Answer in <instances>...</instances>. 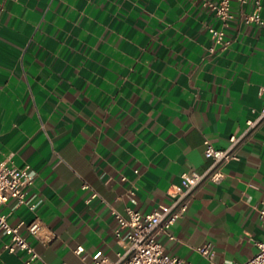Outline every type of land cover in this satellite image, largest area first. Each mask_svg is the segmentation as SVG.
Segmentation results:
<instances>
[{"label": "crops", "instance_id": "1", "mask_svg": "<svg viewBox=\"0 0 264 264\" xmlns=\"http://www.w3.org/2000/svg\"><path fill=\"white\" fill-rule=\"evenodd\" d=\"M204 1L0 0V162L32 168L36 205L12 199L1 210L12 225L39 218L54 234L44 244L20 229L41 261L93 264L97 251L117 260L114 211L170 203L184 173L210 166L205 140L226 148L262 111L264 4L256 24L243 20L251 2L231 1L222 49L208 31L222 23ZM224 174L193 192L176 240L161 238L170 255L208 264L196 249L211 243L215 262H244L264 242V123ZM8 241L0 264H26Z\"/></svg>", "mask_w": 264, "mask_h": 264}, {"label": "built area", "instance_id": "2", "mask_svg": "<svg viewBox=\"0 0 264 264\" xmlns=\"http://www.w3.org/2000/svg\"><path fill=\"white\" fill-rule=\"evenodd\" d=\"M18 1V0H13ZM232 0H205L204 5L210 8L222 23V27L217 29L209 27L208 31L215 42V45L222 49H227L231 45V40L226 37L225 28L229 26L234 18L231 11ZM241 6L251 2L253 10L244 16L246 23L263 24L261 11L264 0H236ZM210 52L214 53L215 48L211 47ZM264 123V105L262 111L255 119L247 121L246 129L239 135H231L229 144L224 149H217L206 139L204 155L211 160L208 169L203 173H184L181 185L173 187L170 192L171 201L168 204L159 205L152 212L144 214L134 209H128L127 215H122L114 211L116 218V237L124 242V249L118 253L115 261L109 260L102 251H97L93 256V264H193L185 259L170 255L161 238L166 236L169 240H176L172 232L174 225L184 217L190 207L193 192L205 183H220L225 174V166L232 160L238 158V151L244 141L254 134ZM35 172L29 165L17 167L0 162V237L8 236L9 241L4 248L9 253L18 250L28 254L26 264L41 261L40 254L28 242L27 237L20 233L21 227L25 226L28 234L38 238L42 243H50L54 234L47 232L45 225L39 218L26 224L20 222L12 225L1 207L12 199H16L21 204H27L31 210H35L36 205L27 200V190L34 184ZM132 196V193H131ZM259 216L264 220V206L257 207ZM257 251L250 259L244 262L224 261L217 263L214 261V246L206 243L197 247L196 251L208 262V264H264V242L256 243ZM77 253L83 251L79 247ZM40 264H49L41 261ZM65 264V263H63Z\"/></svg>", "mask_w": 264, "mask_h": 264}]
</instances>
